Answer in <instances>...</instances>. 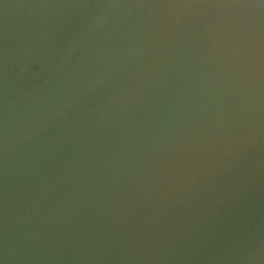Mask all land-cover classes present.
I'll return each mask as SVG.
<instances>
[{
	"label": "water",
	"instance_id": "1",
	"mask_svg": "<svg viewBox=\"0 0 264 264\" xmlns=\"http://www.w3.org/2000/svg\"><path fill=\"white\" fill-rule=\"evenodd\" d=\"M0 264H264V0H0Z\"/></svg>",
	"mask_w": 264,
	"mask_h": 264
}]
</instances>
